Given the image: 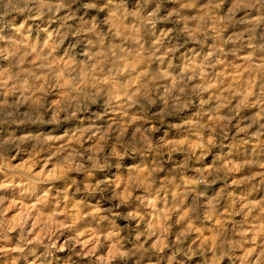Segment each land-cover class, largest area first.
Wrapping results in <instances>:
<instances>
[{
	"label": "clouds",
	"instance_id": "9594fccd",
	"mask_svg": "<svg viewBox=\"0 0 264 264\" xmlns=\"http://www.w3.org/2000/svg\"><path fill=\"white\" fill-rule=\"evenodd\" d=\"M0 264H264V0H0Z\"/></svg>",
	"mask_w": 264,
	"mask_h": 264
}]
</instances>
